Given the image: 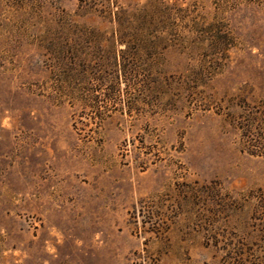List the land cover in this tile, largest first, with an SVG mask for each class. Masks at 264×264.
I'll list each match as a JSON object with an SVG mask.
<instances>
[{
    "label": "rangeland",
    "instance_id": "obj_1",
    "mask_svg": "<svg viewBox=\"0 0 264 264\" xmlns=\"http://www.w3.org/2000/svg\"><path fill=\"white\" fill-rule=\"evenodd\" d=\"M0 264H264V0H0Z\"/></svg>",
    "mask_w": 264,
    "mask_h": 264
},
{
    "label": "trees",
    "instance_id": "obj_2",
    "mask_svg": "<svg viewBox=\"0 0 264 264\" xmlns=\"http://www.w3.org/2000/svg\"><path fill=\"white\" fill-rule=\"evenodd\" d=\"M119 24H120V26H122V23L119 22ZM140 38H141V36L139 38L137 36L134 37L132 34L125 33L124 31L120 35V41L123 42V43H127V42L128 43H134V44L138 43V45L135 48L142 46L141 45L142 44L141 42H143V41L142 40H139ZM127 55L128 56H126V57L125 56H122L124 62H123L122 67H121L122 68L123 75L126 78L128 76L135 75V72H136V63L134 61V57L135 56L138 57L139 56V53L138 52H135V54H134L135 56L134 57L131 56L129 52L127 53ZM111 58H113L112 55H109L108 61H107V65H106V68L108 69V71L106 72L104 70V74L105 75H103L101 77H98V79H100V80L108 83L109 85H112V86H109L110 87L109 89L111 91L115 92L117 89H115V87L113 86V83L118 82L119 76L116 75V73L114 74L115 71H113V69L117 70V72L120 69H118V67H117L116 60L115 61H112ZM110 71H112V72H110ZM115 98H117V97L116 96L113 97V99H115Z\"/></svg>",
    "mask_w": 264,
    "mask_h": 264
}]
</instances>
